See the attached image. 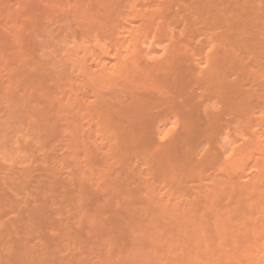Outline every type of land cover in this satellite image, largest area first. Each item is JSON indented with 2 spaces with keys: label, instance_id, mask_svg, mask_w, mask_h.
<instances>
[{
  "label": "bare ground",
  "instance_id": "bare-ground-1",
  "mask_svg": "<svg viewBox=\"0 0 264 264\" xmlns=\"http://www.w3.org/2000/svg\"><path fill=\"white\" fill-rule=\"evenodd\" d=\"M0 264H264V0H0Z\"/></svg>",
  "mask_w": 264,
  "mask_h": 264
},
{
  "label": "rangeland",
  "instance_id": "rangeland-1",
  "mask_svg": "<svg viewBox=\"0 0 264 264\" xmlns=\"http://www.w3.org/2000/svg\"><path fill=\"white\" fill-rule=\"evenodd\" d=\"M54 27V26H53ZM53 40V39H52ZM54 42H55V40H53ZM54 42H52V43H54ZM142 46L145 48V49H147L150 45L148 44V43H144V44H142ZM52 48H54V49H56V46L55 47H52ZM153 55V56H152ZM154 55H156L157 56V54H146L145 55V58L148 60V63H151L150 61L152 60V59H154V58H152V57H154ZM152 56V57H151ZM146 60V61H147ZM153 61V60H152ZM57 64V63H56ZM58 65H59V63H58ZM104 90H106L105 88H104ZM137 93H139L140 91H136Z\"/></svg>",
  "mask_w": 264,
  "mask_h": 264
}]
</instances>
